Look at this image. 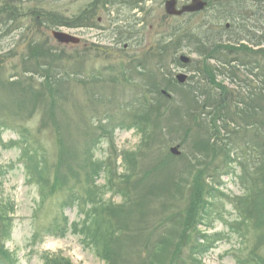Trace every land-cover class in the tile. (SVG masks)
Masks as SVG:
<instances>
[{
  "label": "rangeland",
  "instance_id": "1",
  "mask_svg": "<svg viewBox=\"0 0 264 264\" xmlns=\"http://www.w3.org/2000/svg\"><path fill=\"white\" fill-rule=\"evenodd\" d=\"M98 1L99 5L95 6V0H0V9L11 3L19 15L11 20L0 12V205L11 209L8 212L10 237L3 241L9 258H0V264H45L44 255L63 258L71 264H106L84 237L81 222L88 223L85 212L92 205L122 204L117 189H106L105 185L110 178L117 180L125 171L124 151L134 152L139 146L141 132L130 122L132 112L142 103L145 90L148 101L155 103L157 98L156 93L148 89L146 75L155 73L150 80L168 87L169 91L164 90L175 102L180 101L184 91L194 90L193 98L200 102L199 105L215 104L214 98L219 91L194 74L204 58L195 53L192 37L195 33L201 36L206 28H212L217 34L224 27L223 16L233 14L240 2H248L219 0L213 3L209 0L207 10L174 18L165 14L166 0ZM176 1L180 6L190 0ZM85 11L91 13L85 15ZM81 20L85 27H79ZM55 31L76 37L79 43L60 44L52 36ZM243 46L255 52L251 45ZM180 55L190 58L188 67L173 62ZM262 57L258 54L249 58L254 62L257 59L255 67L240 64L244 67L225 68L205 60L215 69L225 68L228 72V68H232L237 77L231 82L219 72L214 80V84L229 96L225 98L223 117L216 116L214 121L217 137L211 139L219 146L229 147V161L224 153L221 156V152L217 157L210 154L194 159L197 156H193L191 133L179 126L170 131L165 125L156 132L158 139L147 140V146L141 148L145 157H139L136 170L130 168L133 183H136L142 171L170 154L169 148L183 144L179 146L181 155L168 163L171 173L185 174L192 165L203 171L206 184L218 193L206 202L205 219L198 227L212 244L206 252L196 256L201 264H249L244 261L250 251L264 261V227L248 226L245 231L246 227L238 226L242 216L233 202L247 192V184L239 179L244 170L253 176L258 169L256 164L264 162L261 149H253L264 139V78L255 69ZM239 61L242 63V57ZM47 67H50L51 80L49 86H44L41 76ZM178 74L186 75L181 86L175 81ZM49 89H52V109L54 119L61 127L60 134L56 133L47 115V109L51 108L48 105ZM196 89L204 90L208 94L206 99ZM41 94L47 96L42 98ZM54 95L67 97L63 101ZM25 98L28 102L17 114L19 101H26ZM162 103L166 108L173 107L166 100ZM158 106L161 108L160 104L156 108ZM245 106L253 114L248 119L250 126L243 124V115L229 116ZM202 111L205 112L200 123L209 129L204 133L209 137L213 134L211 109L207 107ZM160 112L163 116L169 113L168 110ZM88 135L94 139L90 147L85 143ZM60 148L71 155L65 156ZM62 154L64 158L60 159ZM61 160V166L57 167ZM93 162L99 166L95 172L91 168ZM108 163H112L110 169L106 168ZM44 167L49 171V183L55 173L59 177H69L65 191L59 189L43 198V184L38 176H44ZM166 170L157 171L152 181L154 188H163L165 173H169ZM147 185L152 186L149 182ZM75 188L78 196L72 198L71 195L76 194ZM89 189H99L95 192L96 203L93 197H87L86 190ZM263 197L264 193H260L259 204L264 208ZM151 204L145 225L135 219L136 227L142 228L141 233L134 231L132 234L133 245L126 264L145 259L144 244L148 241L152 244L160 238H177L180 231L173 222L166 223L167 217L162 215L159 200ZM177 204L183 208V202ZM253 214L259 219L264 218L262 212ZM159 222L162 225H157ZM181 259L192 264L187 249ZM255 264H258L257 260Z\"/></svg>",
  "mask_w": 264,
  "mask_h": 264
},
{
  "label": "trees",
  "instance_id": "2",
  "mask_svg": "<svg viewBox=\"0 0 264 264\" xmlns=\"http://www.w3.org/2000/svg\"><path fill=\"white\" fill-rule=\"evenodd\" d=\"M6 1L10 2L12 0ZM107 1L108 0H105L104 3ZM236 9L237 10L233 14L223 16L224 20L222 22L230 24L228 30L224 29V27L220 28V31L216 34L212 31V28H206L201 36L195 33L192 37L196 44L195 53L204 58L201 66L195 68L194 74L201 76L204 81L206 80L209 82L210 86H214V88L219 91L214 98L215 104L213 103V105L209 106H201L202 104L199 105L200 102L194 101L193 97L196 95H193L195 93L194 90L184 91V94L180 95V101L175 102L173 97H164L160 93L163 89L169 91L168 87L158 85L154 79L150 80V76L152 75L151 77L154 78L155 73L151 72L146 75V79L149 82L148 89L150 92L154 91L157 98L155 103H153V101H148V93L145 90L142 103L138 105L137 110L135 109L132 112V119L130 122L132 127L137 128L141 132L139 146L134 152L124 151L122 158L125 171L118 175L117 180L115 178H110L108 180L109 183L105 185L106 189H117V193L121 196L122 204L117 206H111L106 203L92 205L85 212V218L87 217L88 223L81 222L80 229L83 234L85 233L84 237L90 245L94 247L97 256L105 260L106 264H126L128 262L127 259L131 251L130 247L133 245L132 234L134 231L137 234L141 233L140 230L142 228L139 229L136 227L135 219L141 225H145L146 219L151 210V203L157 200L161 202V208L163 209L162 215H166L167 217L166 223L169 221L173 222L175 226L179 227L180 231L176 234L177 238L169 240H167V238H160L152 244H148L149 241L145 243V251L147 252L145 259L133 264H188L186 260L181 259V256L186 249L192 257V264H201L200 261L195 259L196 256L206 252L209 245H212L207 235L200 231L198 227L205 219V213L207 211L206 202H209V198H214V195L218 192H215L212 186L206 184L203 171L198 170L195 165H192V168L189 171H185V174H172L168 164L170 159L173 158L170 154L160 158L158 163L156 162L152 167L142 171L140 179L137 178L138 180H135L136 183H133L134 176L130 171V168L131 170H133V167L135 169L139 157H145L141 152V148L147 146V140L152 141L154 137L158 139L156 132L165 125L170 131H175L176 127L179 126L186 129L185 132L191 133L193 137L192 141H194L192 142V149L194 150L193 156H197L194 159L199 158V156L205 158L210 154L217 157L221 152V156L224 153L225 158H227L226 160L229 161V147L219 146L217 141L211 139L217 137V133H214L216 131L214 121L216 116L219 119L223 117L222 112L226 111L225 98H228L229 96L214 84L215 76L220 72L223 76L226 75V77L232 82L237 79L236 74L230 68H228L229 70L227 72V69H225L226 66H231L233 68L234 66L239 65V58L242 56V64L255 67L257 59L254 62V60H249V58L252 55L258 54L264 56V0H248L245 4L240 2L239 5L236 6ZM0 10L2 15L11 20H14L19 16L18 11H16V6L11 3H6L5 7ZM221 13L222 12H220V15ZM86 14L88 13L85 12V15ZM77 22H79L78 19ZM243 42L257 48V50L251 52L242 46L241 43ZM206 59L207 61L215 62L219 66L221 65L225 68L223 70L221 68L215 69L206 63ZM138 67L140 66L138 65ZM218 69L220 70L218 71ZM255 69L257 71L262 69L260 72L264 71L263 57L262 59H259V65L256 66ZM49 71L50 67H47V69L43 71L44 75L41 76L43 79L41 84L44 86H49L47 85L48 81L51 80ZM260 77L263 79L264 74ZM152 80H154V82L150 83ZM170 85L172 86V82H169V86ZM44 86L41 88H44ZM196 91L206 99L208 94L204 93V90L202 92V90L196 89ZM47 93L48 105L51 107L49 111L47 109V115L52 121L56 133L60 134L61 127L54 119V110L52 109L54 106L53 97H51L52 89H49ZM260 95H262L261 92ZM260 95L259 97H261ZM40 96L45 98L47 95L41 94ZM65 96L66 95H58L55 97L54 95L55 98H60L63 101L66 100L67 96ZM163 100H166L167 103H172V109L170 107L166 108L162 103ZM26 102H28V99H26V101H19L16 111L17 114ZM159 104L161 105V108L159 106L156 108ZM176 104L177 106H175ZM235 104L238 106L236 102ZM30 105L34 108L33 104L30 103ZM207 107L211 109L209 116L213 117L211 121L213 134L209 137H205L204 135L209 129L204 127L203 123H200L202 121L201 117L204 116L203 112H205L202 110ZM161 110H164V113L168 110V115L163 116L160 112ZM238 110H240V112H238L239 114L235 110H232L235 112L229 116L232 118L233 116L243 115L245 119L243 124L250 126L248 119L253 116L250 108L245 106V108H239ZM157 112L159 113L158 117L156 116ZM226 115L228 116V114ZM235 118L237 117H234V119ZM193 127H196L197 129L193 130ZM85 143L88 144L87 147L92 146L94 144L93 136L88 135L87 139H85ZM182 145L183 144H179L180 147H182ZM257 148H260L261 152L264 153V139L262 143L255 144L253 149ZM60 152L65 154V156L71 155L70 152L64 151V149L61 148ZM63 154L60 159L64 158ZM242 154L244 156L245 153L242 152ZM44 157L45 156H43V158ZM128 163L130 165H128ZM61 164L62 160L60 164L56 166H61ZM95 164L96 162L91 164V168L94 172L99 168V166ZM39 165L41 166V163ZM111 165L112 163H108V165L106 164V168L110 169ZM256 165L258 166V169L254 172L253 176L248 173V170H244L242 173L239 179L243 184H247L245 185L247 192H245L243 197L235 198V200H233L239 215L241 214L242 216V220L238 226L246 227L245 231L248 226H253L255 229H258L257 227H264V218L259 219V216L257 217L253 214L254 212H262L264 214V208L259 204L261 201L259 194L264 193V162ZM53 168H55V166ZM162 170L169 171V173H165L167 174L165 177V184L164 186L162 185L163 188L157 189V186L154 188L152 181L156 177L157 171L159 172ZM42 172L44 176H38V180L43 184V198L54 194L59 189L60 191H65V188L69 184V177H59L57 173H55L52 183H49L48 168L44 167ZM110 174L112 173L110 172ZM148 182L152 185L151 188L147 185ZM95 190L96 189L86 190L87 197H93V202H95L94 197L98 198L95 192H98L99 189H97V191ZM139 190L141 191L138 192ZM92 192L94 194H91ZM71 196L72 198H76L78 196V190L76 189V194ZM182 202L184 203L183 208L180 207L181 204H177ZM260 207H262L263 210H260ZM8 212H11V209L0 205V258L3 259L9 258L8 253L3 248V241L9 239L11 231V219ZM157 225H162V223L159 222ZM210 238L212 239L213 237ZM199 240H201L202 243H200ZM205 241L209 243L206 244ZM258 243L260 244V241H258ZM44 260L45 264H71L66 259L59 257L50 258L49 256L44 255ZM256 260L258 264H264L261 257L256 255L254 251H250L248 252L247 260L244 262L255 264Z\"/></svg>",
  "mask_w": 264,
  "mask_h": 264
},
{
  "label": "water",
  "instance_id": "3",
  "mask_svg": "<svg viewBox=\"0 0 264 264\" xmlns=\"http://www.w3.org/2000/svg\"><path fill=\"white\" fill-rule=\"evenodd\" d=\"M216 1H219V0H216ZM206 6H207L206 2L202 0H191L188 5L182 6L178 10L176 8L175 0H168L165 2L164 9H165V13L169 16H181L185 13L192 14V13L201 12L205 9ZM52 36L60 44H78L79 42L77 38L64 34V33H60V32H54L52 33ZM179 62L183 65H188L190 63V59L185 56H180ZM176 79L180 84H182L184 83L186 76L178 75ZM162 94L165 96H168L165 91H162ZM169 153L174 157H179L181 155L179 145L171 147L169 149Z\"/></svg>",
  "mask_w": 264,
  "mask_h": 264
},
{
  "label": "flooded vegetation",
  "instance_id": "4",
  "mask_svg": "<svg viewBox=\"0 0 264 264\" xmlns=\"http://www.w3.org/2000/svg\"><path fill=\"white\" fill-rule=\"evenodd\" d=\"M98 6L99 5V1L98 0H95V6ZM178 5V4H177ZM104 6H106V5H104ZM86 13H91V12H89V11H85ZM85 25L86 24H84L83 22H82V20H81V24L79 25V27H85ZM93 27H96L97 25L96 24H91ZM89 28H90V26H89ZM240 64H242L241 62H240Z\"/></svg>",
  "mask_w": 264,
  "mask_h": 264
}]
</instances>
